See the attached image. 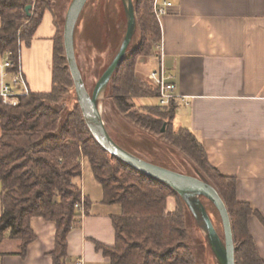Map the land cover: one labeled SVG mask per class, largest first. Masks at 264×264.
<instances>
[{
  "label": "trees",
  "instance_id": "obj_1",
  "mask_svg": "<svg viewBox=\"0 0 264 264\" xmlns=\"http://www.w3.org/2000/svg\"><path fill=\"white\" fill-rule=\"evenodd\" d=\"M117 1L89 0L74 34L75 46L80 23H85V30L94 27L91 32L97 50L114 54L107 69L123 48L129 30V22L119 18ZM132 2L136 32L130 44L136 36L141 41L131 55L126 53L108 81L105 96L111 98L118 110L141 131L138 138L124 136L117 139L106 125L111 138L127 152L175 172L178 171L169 166L166 150L172 152L169 144L180 149L203 173L204 178H197L211 184L227 207L235 240L236 264H264L249 230L252 216L264 225L259 212L249 203L238 200L237 180L224 176L215 168L198 137L188 129L175 128L177 105L173 102L161 107L155 85L138 79L137 60L157 55L162 31L153 13V0ZM28 6L32 7L31 17L26 13ZM48 10H51L48 0H0V57L6 59L10 54L8 59L12 67L7 69L10 74L18 72L21 52L31 48ZM53 41L51 91H30L29 95L17 98L12 104H6L0 98V246L7 237L18 241L19 255L24 257L36 238L31 220L41 217L56 224L52 257L54 264H65L68 236L82 226L79 207L84 203L86 213L90 205L79 183L86 162L103 190L102 202L122 208L121 214L112 217L116 234L114 246H98L112 264H197L186 243V213L181 196L164 183L107 153L88 130L78 107L64 118L54 109L74 82L62 31L58 29ZM129 99L149 103L137 107L129 103ZM127 131L132 132L129 128ZM162 138L169 144L161 142ZM170 197L177 200V207L172 212L167 208ZM200 197L209 202L206 213L213 225L212 217L216 218V215L222 223L214 203ZM221 227L223 229V224Z\"/></svg>",
  "mask_w": 264,
  "mask_h": 264
},
{
  "label": "crops",
  "instance_id": "obj_2",
  "mask_svg": "<svg viewBox=\"0 0 264 264\" xmlns=\"http://www.w3.org/2000/svg\"><path fill=\"white\" fill-rule=\"evenodd\" d=\"M49 1L52 8L31 48L21 52L31 92L52 89L53 39L72 0ZM168 1L173 8L161 24L164 62L176 94L185 98L175 102L174 126L198 137L215 168L237 180L238 200L264 220V0ZM158 55L157 50V61ZM4 61L0 57V90L9 85L21 92ZM79 183L90 205L81 228L68 236L65 264H112L98 246H114L112 217L122 208L102 202L103 190L86 162ZM176 207L175 198L168 199V211ZM30 225L36 238L26 255H19L20 243L7 237L0 246V264H54L56 224L35 217ZM249 230L264 259L263 223L252 216Z\"/></svg>",
  "mask_w": 264,
  "mask_h": 264
},
{
  "label": "rangeland",
  "instance_id": "obj_3",
  "mask_svg": "<svg viewBox=\"0 0 264 264\" xmlns=\"http://www.w3.org/2000/svg\"><path fill=\"white\" fill-rule=\"evenodd\" d=\"M52 5L53 4H51V8ZM116 7L121 20L129 22L130 14L134 15V25L130 36L132 37V35L136 32V19L132 0H118ZM64 25L65 14L63 19L58 20L59 30L62 31L63 34ZM91 28L90 30H85V23H80L76 35L75 53L77 63L87 90L92 95L97 83L107 71L106 69L108 64L110 63L112 59L111 57H113L114 54L112 55V52L107 50H97L98 47L95 45L94 39H92L91 32V30L94 31V27L91 26ZM140 41L141 38L136 36L134 41L129 45L127 52L128 55H131V53L138 48ZM155 58L156 54L153 56L140 57L137 60L136 74L138 79L143 82L151 81L150 73L157 68L158 61ZM107 84L105 85L104 99L101 102V111L105 125L108 126L109 130L112 132V135L117 139H122L124 136L130 138L133 136H140V128L136 126L131 120H129L126 114H123L118 110L111 98H107L105 96ZM128 102L134 103L137 107L143 106L144 102L149 103V101L138 99H129ZM153 102L156 103V101ZM77 107L80 109L76 98L74 85L68 87L67 92L62 97L61 101L54 105V109L59 111L63 118L75 111ZM127 128H129V130L132 132H128ZM157 139L160 138L157 137ZM161 142L165 143L166 145L169 144V142L163 138ZM169 147L172 150L171 153L166 150V154H168L167 157L169 159V166L174 168L180 174H192L193 176L204 178L201 170L188 156H186L180 149L173 146L171 147L170 144ZM88 175L91 174L89 173ZM87 176L86 178L89 180ZM171 198L174 197H170L169 199ZM175 201L177 204L176 198ZM180 201L185 208L186 213V243L190 247L197 264H225V236L221 227L222 223L218 215H216V218L212 217L218 237L212 239L208 231L205 218L206 206L209 204L208 200L201 198L197 194H188L181 196ZM1 207L2 206L0 204V209ZM169 208H171L170 204Z\"/></svg>",
  "mask_w": 264,
  "mask_h": 264
},
{
  "label": "water",
  "instance_id": "obj_4",
  "mask_svg": "<svg viewBox=\"0 0 264 264\" xmlns=\"http://www.w3.org/2000/svg\"><path fill=\"white\" fill-rule=\"evenodd\" d=\"M88 1L89 0H73L71 2L65 18L63 34L66 59L68 62L72 80L74 82L78 104L88 130L90 131L96 142L107 153L123 161L134 169L144 173L145 175L164 183L165 185L172 188L178 195L184 196L188 194H197L198 196H204L211 200L216 206L222 219L225 236V264H236V247L231 220L227 207L218 191L211 184L197 177L180 174L178 172L149 163L127 152L111 138L106 128L102 113L99 109L98 98L101 89L105 87L118 66L126 57L131 39V31L134 25V15L130 14L129 30L123 48L121 49L119 55L113 61L111 66L107 69L105 74L101 77L93 91V94L91 95L87 90L81 71L79 69L74 46L75 29ZM31 9V6H28L26 8V13L29 17L32 16ZM205 218L209 234L212 239H215L216 237H218V234L207 213L205 215Z\"/></svg>",
  "mask_w": 264,
  "mask_h": 264
},
{
  "label": "built area",
  "instance_id": "obj_5",
  "mask_svg": "<svg viewBox=\"0 0 264 264\" xmlns=\"http://www.w3.org/2000/svg\"><path fill=\"white\" fill-rule=\"evenodd\" d=\"M173 8V4L168 0H153V13L156 16L158 23L162 24V19L167 16ZM156 50H158V62L157 68L150 73V80L155 85V87L159 90L158 96V104L161 107H167L171 103H175L177 100H185V98L176 94L175 85L172 83V76L167 70L164 62V49L163 44L157 46ZM7 55L3 67L5 69H9L12 67V62L8 59ZM12 78L14 84L19 85L22 88L21 92H14L9 85H5L0 90V98L4 100L6 104H12L17 98L21 96L29 95V89L27 85V81L24 78V75L21 70V63L19 64V70L17 73L12 74ZM79 211L82 217L85 214V205L81 204L79 207Z\"/></svg>",
  "mask_w": 264,
  "mask_h": 264
},
{
  "label": "bare ground",
  "instance_id": "obj_6",
  "mask_svg": "<svg viewBox=\"0 0 264 264\" xmlns=\"http://www.w3.org/2000/svg\"><path fill=\"white\" fill-rule=\"evenodd\" d=\"M104 93H105V87H103L102 89H101V92H100V94H99V98H98V103H99V109H100V111H101V102H102V100L104 99L103 97H104ZM101 113H102V111H101Z\"/></svg>",
  "mask_w": 264,
  "mask_h": 264
}]
</instances>
